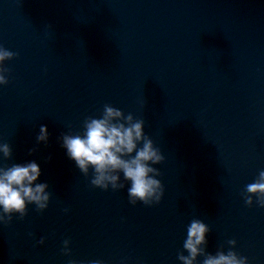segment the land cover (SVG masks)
Returning a JSON list of instances; mask_svg holds the SVG:
<instances>
[{
	"label": "water",
	"instance_id": "obj_1",
	"mask_svg": "<svg viewBox=\"0 0 264 264\" xmlns=\"http://www.w3.org/2000/svg\"><path fill=\"white\" fill-rule=\"evenodd\" d=\"M0 46L15 54L0 166L37 162L50 193L44 212L0 225V264H181L193 219L209 228L205 254L235 240L264 264V208L243 199L264 170V0H0ZM106 104L160 149L159 204L94 188L60 146Z\"/></svg>",
	"mask_w": 264,
	"mask_h": 264
},
{
	"label": "clouds",
	"instance_id": "obj_2",
	"mask_svg": "<svg viewBox=\"0 0 264 264\" xmlns=\"http://www.w3.org/2000/svg\"><path fill=\"white\" fill-rule=\"evenodd\" d=\"M14 55L0 46V88L8 84V71L4 65ZM82 129L77 134H62L60 146L83 176L88 177L91 170L90 183L94 188L118 191L127 186L129 204L135 206L139 202L150 207L160 203L164 188L157 166L163 163L164 157L145 134L143 120L134 119L131 114L125 116L121 110L106 104L98 118L84 120ZM48 139L47 126H40L36 143L47 144ZM11 155L10 146L0 142V160H8ZM40 176L41 168L35 161L0 166V225L10 224L14 216L23 220L30 205L37 212L48 208V184L39 182ZM243 199L248 207L255 203L264 208V170L246 186ZM208 232L203 221L193 219L190 222L183 244L187 255L178 256L181 264H196L200 256L204 257L203 264H248L247 257L231 250L236 247L235 240L228 241L226 253L205 254L203 246L207 243ZM38 244L43 245L44 239L41 238ZM63 254H70L68 240L63 242ZM93 264L101 262L94 261Z\"/></svg>",
	"mask_w": 264,
	"mask_h": 264
}]
</instances>
